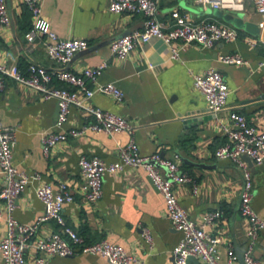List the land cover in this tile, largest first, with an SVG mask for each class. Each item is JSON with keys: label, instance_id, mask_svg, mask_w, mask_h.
<instances>
[{"label": "crops", "instance_id": "0c3cea01", "mask_svg": "<svg viewBox=\"0 0 264 264\" xmlns=\"http://www.w3.org/2000/svg\"><path fill=\"white\" fill-rule=\"evenodd\" d=\"M6 2L12 22L9 27H0V61L9 63L6 51H11L17 56L19 69L24 72L31 60L47 67L57 66L38 40L35 47L29 49L32 43L25 34L30 30L26 26L31 27V18L27 7L21 0ZM39 4L50 29L60 38L88 41L89 48L77 52L68 67L78 72L105 60L107 65L96 83L110 81L124 92L122 101L100 91H95L88 101L127 117L135 126L132 136L141 153L158 150L167 158L178 157L181 169L197 186L193 191L192 182L176 184L179 202L197 222L204 211L221 209L217 224L206 226V231L222 234L221 262H225L226 246L231 244L238 256L235 264H243L240 257L247 245L248 220L239 211L242 170L231 159L215 156L216 147L225 141L226 136L215 126L203 94L194 86L193 75L209 67L221 71L229 87L226 107L221 115L235 109L259 130L264 129V67L260 64L264 29L255 35L237 29V40L218 42L209 48L188 44L179 49L176 59L171 57L170 48L162 40L152 38L138 44L125 58L117 59L111 53L109 43L132 30H140L143 25L141 15L112 13L108 10V0H39ZM247 6V11L242 14L243 20L258 23L261 16L251 4ZM174 9L187 12L195 22L208 19L232 26L215 16L213 9L203 8L194 0H160L157 19L170 24V13ZM248 38L258 42L251 46L247 43ZM228 51H238L246 61H221L220 55ZM52 83L66 85L57 79ZM87 85L95 86L89 81ZM56 112L55 99L43 98L32 87L5 77V85L0 90V119L4 125L14 127V164L27 172H40L43 179L54 186L60 181L69 184L73 200L64 204L62 212L66 223L85 241L106 238L138 254L144 264H175L172 249L181 233L171 225L163 197L142 167L125 165L120 171L106 173L102 195L96 202L88 201L76 190L80 180L79 155H96L106 162L118 160V143L126 142L130 134L126 131H87L80 136H68L45 156L41 151V133L55 128ZM88 120L82 107L72 106L64 128L78 127ZM243 159L252 176L251 205L264 217V165L247 157ZM36 184V181L30 182L17 200L13 215L20 222H31L43 211V204L34 192ZM143 227H148L153 235L152 248L143 239ZM56 229L58 225L48 220L39 232ZM5 231L3 216L0 236ZM253 252L264 260V229L258 233ZM35 254L34 246L30 245L27 249L29 262L33 261ZM49 260L52 264H112L104 256L87 253L51 256ZM197 260L196 264H205Z\"/></svg>", "mask_w": 264, "mask_h": 264}, {"label": "built area", "instance_id": "2783aa9c", "mask_svg": "<svg viewBox=\"0 0 264 264\" xmlns=\"http://www.w3.org/2000/svg\"><path fill=\"white\" fill-rule=\"evenodd\" d=\"M160 0H108V10L112 13L141 15L143 25L140 30H132L109 43L111 53L117 59L125 58L140 43H146L152 38L162 40L171 51V57H179V49L188 44L209 48L218 42H233L238 39L237 28L216 20L204 19L198 22L192 20L187 12L174 9L170 13V24L157 19ZM31 13V29L25 34L31 42L29 49L35 47L38 40L46 55L57 66L47 67L35 61H30L26 72L18 67L17 56L6 51L9 63L0 61V90L5 85V77L32 87L43 98H53L56 101L57 112L54 129L41 133V151L47 156L51 148L63 142L68 136H80L87 131H104L113 133L126 131L130 134L124 143H118L119 159L106 162L96 155L81 153L78 158L80 180L76 190L88 201L96 202L102 195L103 177L130 167H142L148 174L152 184L161 193L166 214L171 225L181 233V238L172 249L175 264H185L189 256L200 259L205 264H235L238 256L231 244L226 246V260L221 262L220 244L222 234H211L206 226H213L222 215L219 208L204 211L200 220L195 221L181 205L175 193L178 183L192 182L193 191L197 190L193 178L180 167L177 156L167 158L158 150L143 154L132 136L134 124L124 115L103 109L91 104L88 99L95 91L112 96L116 101H122L124 92L113 82L96 83L98 75L107 65L105 60L81 71H73L68 67L73 56L89 48L88 41L82 38H60L50 29L49 22L42 16L39 0H21ZM203 8L221 10L232 14H243L247 5L261 16L257 23L259 30L264 29V0H194ZM242 15V16H243ZM12 16L6 0H0V27H9ZM258 40L248 38L247 43L256 45ZM226 63H243L245 58L238 51H228L220 55ZM260 64L264 67V48ZM194 86L203 94L208 112L214 119L216 127L226 136L219 144L214 154L218 158H228L234 161L242 170L243 182L240 193L239 211L247 218L248 228L245 232L247 245L242 253L244 264H264L253 250L260 230L264 229V217L252 207L253 182L250 168L243 159L246 155L253 162L264 165V129L259 130L241 112L230 109L225 116L221 111L226 107L229 87L221 71L209 67L201 73L193 75ZM57 79L66 85L52 83ZM87 81L94 84L89 87ZM69 85H72L70 87ZM72 106H80L85 110L89 120L78 127L64 128ZM14 142V127L4 125L0 119V219L4 216L6 231L0 236L1 264H52L51 256H70L80 253L101 255L112 264H144L138 254L129 252L119 243L106 238L87 242L75 229L66 223L63 206L73 200V190L66 181H60L56 186L43 179L40 172H27L18 168L13 162L12 145ZM36 181L34 192L43 204V211L31 222H20L13 210L17 200L26 186ZM53 220L58 229L46 233L39 232L43 223ZM143 239L149 248L153 246V235L148 227H143ZM33 245L36 254L32 262L27 257V249Z\"/></svg>", "mask_w": 264, "mask_h": 264}, {"label": "water", "instance_id": "95a60500", "mask_svg": "<svg viewBox=\"0 0 264 264\" xmlns=\"http://www.w3.org/2000/svg\"><path fill=\"white\" fill-rule=\"evenodd\" d=\"M213 14L221 19H223L225 22L231 24L233 27L237 29H242L250 34H257L259 32V28L257 26V23L245 21L242 18L241 14H232L229 12H223L221 10H213ZM190 119H188L189 121ZM243 157H247L244 155ZM249 158V157H247ZM242 256V255H241ZM242 259V257H240ZM197 258L194 256H189L186 260L185 264H196ZM244 264V263H243Z\"/></svg>", "mask_w": 264, "mask_h": 264}, {"label": "trees", "instance_id": "16d2710c", "mask_svg": "<svg viewBox=\"0 0 264 264\" xmlns=\"http://www.w3.org/2000/svg\"><path fill=\"white\" fill-rule=\"evenodd\" d=\"M26 8V7H25ZM26 11L28 12V14H29V16H30V18H31V13H30V11L26 8ZM28 29L30 28L31 29V27H30V25L28 24L27 26H26ZM21 62H19V64H20Z\"/></svg>", "mask_w": 264, "mask_h": 264}]
</instances>
